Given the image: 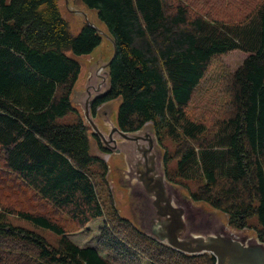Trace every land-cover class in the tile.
Returning <instances> with one entry per match:
<instances>
[{
	"label": "trees",
	"instance_id": "1",
	"mask_svg": "<svg viewBox=\"0 0 264 264\" xmlns=\"http://www.w3.org/2000/svg\"><path fill=\"white\" fill-rule=\"evenodd\" d=\"M204 1L194 10L183 0H81L116 44L109 88L92 111L118 98L121 130L151 122L160 145L165 137L174 144L172 153L163 147L167 180L187 187L194 178L193 201L227 214L236 229L255 217L264 242V0ZM101 39L85 24L72 34L58 0H0V264H215L212 254L174 250L120 216L83 118L55 122L75 110L81 70L67 53L89 54ZM237 48L248 55L216 81L228 100L196 107L211 60ZM6 192L38 209L10 205ZM9 216L51 232L55 244ZM98 218L95 246L68 237L66 224L83 229Z\"/></svg>",
	"mask_w": 264,
	"mask_h": 264
},
{
	"label": "rangeland",
	"instance_id": "2",
	"mask_svg": "<svg viewBox=\"0 0 264 264\" xmlns=\"http://www.w3.org/2000/svg\"><path fill=\"white\" fill-rule=\"evenodd\" d=\"M183 1L188 3L190 8L194 10H196L195 8L197 7L207 6V3L205 1L202 2V4L198 3L200 0ZM58 5L61 14L66 19L69 26V30L72 34H76L80 30L82 25L85 24L84 14L88 16L90 22H92L98 29L106 32V28L103 23H101L97 19L95 11L86 8L81 2V0H58ZM101 36V43L97 47H95L91 53L84 55H74L71 52L67 53L79 62L81 70L79 78L76 81L70 95V100L75 110H72L63 116L56 118L55 122L58 124H72L78 122L80 118H83L84 122L89 128L88 132L91 154L98 155L99 157L104 159L108 165L107 181L112 194L113 204L117 209L118 214L124 218H127L133 223L134 226H136L140 230V224L142 222V200L140 198H137L131 192L130 181L126 176L127 166L124 157L122 153L109 152L107 149L104 150L103 148L98 146L96 138L91 136L92 127L90 126L88 121L85 120L82 106L80 104V101L78 100L79 97L80 99H82L81 92L85 90L87 82L97 81V78L94 76L93 73L94 69L100 63L108 61L112 55L113 47L111 42L106 36L102 34ZM241 42L245 41L241 40ZM247 55V51L241 48H237L232 49L227 53L215 56L208 66L206 75L204 76L200 85L194 92V105H196L197 107L200 101L202 100H207L205 105L210 108H215L218 104L225 103L228 100L226 89L224 87H221V85L216 83V81L221 78L224 74H226L228 78L230 73H233V71L240 66V64ZM210 101L214 102V104L210 105ZM118 102V98L112 101L105 102L98 106L94 112L92 111L95 123L105 133L109 129V123H116ZM193 111L196 112L198 110L195 108L193 109ZM144 127L152 129V123L148 122L145 124ZM99 143L101 144V146H103L101 141ZM162 144L163 145H160L157 141L156 145L157 153L159 154L161 164L164 149L163 147H165V149L168 150L170 153H172L174 149L173 142L166 137L163 139ZM175 163L176 160H171L169 163V168H173L175 166ZM201 170L202 169L199 164L196 171L197 176L200 175ZM171 183L173 184L175 191L178 193V200L184 202L188 206L193 218L198 223L203 224L206 223V221L212 220L216 223L223 225L225 229L239 237L258 239L257 230L259 228V225L257 224L255 217H251L248 220V226H245L242 229H236L228 224L227 214L212 208L204 202H196L190 198L189 190L187 187L192 190L195 189L198 185L197 180H195L194 178H187V180L185 181L187 187L181 184L178 185L173 182ZM5 194V199L8 203H10V205L28 210L38 209L37 207L22 201V199L15 195L13 192H6ZM187 202H189L190 206ZM9 222L13 225L39 232L51 244H55L56 242L57 237L51 232L36 228L29 222L17 218L16 216H9ZM101 223L102 218H98L89 222L86 228L83 229L78 228L75 225L67 227L66 224V229L69 233L68 237L79 246H95L99 235L98 227L101 225ZM100 252L102 255H105L103 251L100 250ZM138 264H150V262L146 257H140Z\"/></svg>",
	"mask_w": 264,
	"mask_h": 264
},
{
	"label": "water",
	"instance_id": "3",
	"mask_svg": "<svg viewBox=\"0 0 264 264\" xmlns=\"http://www.w3.org/2000/svg\"><path fill=\"white\" fill-rule=\"evenodd\" d=\"M84 17L85 25L109 39L113 52L108 61L94 69L97 81H88L81 92L82 99L79 97L78 100L85 120L103 147L109 152L122 153L124 157L131 192L142 200L140 231L182 253H210L215 257V264H264V242L239 237L212 220L203 224L195 221L188 206L178 200L173 184L165 177L153 127L144 125L139 130L126 132L110 121L105 133L95 123L92 107L109 88V65L116 53V44L107 32L90 22L86 14Z\"/></svg>",
	"mask_w": 264,
	"mask_h": 264
}]
</instances>
